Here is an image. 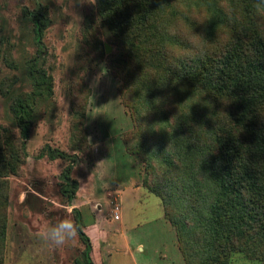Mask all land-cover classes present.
<instances>
[{
  "label": "rangeland",
  "instance_id": "374dc122",
  "mask_svg": "<svg viewBox=\"0 0 264 264\" xmlns=\"http://www.w3.org/2000/svg\"><path fill=\"white\" fill-rule=\"evenodd\" d=\"M236 1L241 6L246 0ZM231 2L170 0V29L193 48H177L180 57L227 41L230 29L225 26L214 40L205 34L212 5L232 11ZM39 3L47 5L51 21L44 41L54 91L51 97L43 94L40 99L41 119L32 129L21 173L7 178L5 264H73L84 249L79 233L74 241L59 248L38 240L36 233L65 217L77 225L75 208L82 215L97 264H187L170 219L173 206L167 204L170 217L162 198L148 186L163 178L169 155L176 158V139L180 136L171 138L170 129L164 127L163 112L182 109L185 97L179 85H165V104L161 97L150 106L137 102L134 91L138 87L131 79L122 83L120 78V64H124L118 58L124 50L97 12V0H0L1 90L17 81L19 88L34 92L21 70L8 61L21 66L34 56L36 47L27 12ZM263 17L255 16L259 21H264ZM105 69L107 75H102ZM1 90L0 125L17 135ZM190 102L202 104L203 94L197 93ZM47 145L81 157L73 174L79 182L73 205L61 193V174L68 162L42 157Z\"/></svg>",
  "mask_w": 264,
  "mask_h": 264
},
{
  "label": "trees",
  "instance_id": "16d2710c",
  "mask_svg": "<svg viewBox=\"0 0 264 264\" xmlns=\"http://www.w3.org/2000/svg\"><path fill=\"white\" fill-rule=\"evenodd\" d=\"M169 3L97 0V12L124 50L118 58L124 64L120 78L138 87L137 102L150 106L161 97L165 104V85L173 82L185 97L182 109L163 112L171 138L180 136L176 158L169 155L163 178L148 186L162 198L168 216L167 204H172L170 219L187 264H264V21L255 18L264 15V0H246L241 6L232 0V11L212 5L205 38L214 40L225 26L230 29L227 41L183 57L177 48H193L171 31ZM47 8L39 3L27 12L34 56L21 66L6 57L34 92L19 88L17 81L0 89L17 131L15 135L0 125V264H5L7 254V178L21 173L32 129L41 119L40 99L54 91L46 68L44 39L51 22ZM197 93L203 94L202 104L190 102ZM40 155L68 162L61 174V193L73 205L79 190L73 177L79 153L47 145ZM74 211L84 249L73 264H97L82 215Z\"/></svg>",
  "mask_w": 264,
  "mask_h": 264
},
{
  "label": "clouds",
  "instance_id": "9594fccd",
  "mask_svg": "<svg viewBox=\"0 0 264 264\" xmlns=\"http://www.w3.org/2000/svg\"><path fill=\"white\" fill-rule=\"evenodd\" d=\"M102 75H107L105 69ZM78 226L72 219L65 217L54 225H44L36 233V238L51 247H62L69 241H74L78 236Z\"/></svg>",
  "mask_w": 264,
  "mask_h": 264
},
{
  "label": "built area",
  "instance_id": "2783aa9c",
  "mask_svg": "<svg viewBox=\"0 0 264 264\" xmlns=\"http://www.w3.org/2000/svg\"><path fill=\"white\" fill-rule=\"evenodd\" d=\"M119 211H120V207L117 206V207H116V212H117L118 215H119Z\"/></svg>",
  "mask_w": 264,
  "mask_h": 264
},
{
  "label": "water",
  "instance_id": "95a60500",
  "mask_svg": "<svg viewBox=\"0 0 264 264\" xmlns=\"http://www.w3.org/2000/svg\"><path fill=\"white\" fill-rule=\"evenodd\" d=\"M106 48H107V51L109 52V51H110L109 47H108V46H106Z\"/></svg>",
  "mask_w": 264,
  "mask_h": 264
}]
</instances>
